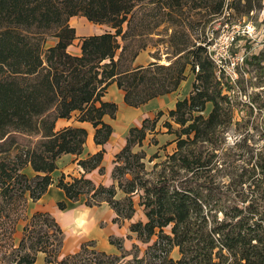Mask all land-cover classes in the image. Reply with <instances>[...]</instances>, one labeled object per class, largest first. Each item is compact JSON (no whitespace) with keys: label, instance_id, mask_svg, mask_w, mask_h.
I'll return each mask as SVG.
<instances>
[{"label":"trees","instance_id":"1","mask_svg":"<svg viewBox=\"0 0 264 264\" xmlns=\"http://www.w3.org/2000/svg\"><path fill=\"white\" fill-rule=\"evenodd\" d=\"M240 1L0 0V264H34L38 253L43 264H264V55L245 56L244 69L236 67L231 85L216 78L201 45L210 28L201 41L192 37L195 25L223 10L246 16L252 9ZM71 17L108 31L80 37L79 54L71 55L66 52L76 39L68 25ZM159 47L170 50L165 65L159 64ZM152 48V62L133 64L140 52ZM186 67L197 68L192 91L167 112L177 128L163 123L175 136L171 154L147 169L144 153L132 152L153 133L158 112L128 129L114 156L110 185H94L83 176L69 182L61 176L55 183L70 202L84 196L86 207L106 204L115 216L112 223L131 219L136 195L144 221L130 223L128 232L147 244L141 257L125 251L121 238L109 237L117 255L98 251L88 241L59 258L62 231L53 217L24 214L27 201H37L51 185L57 159L82 152L85 129H55V122L74 115L75 122L90 125L93 144L102 147L112 132L104 118L112 120L117 112L114 103L102 100L110 84L123 93L126 106L137 108L174 92ZM243 73H253L259 82L251 103L262 112V146L243 163L250 166L248 175L235 174L223 154H216L233 112L223 92L238 93ZM102 154L101 148L77 165L84 173L101 174ZM158 158L152 154L146 162ZM213 170L227 176L226 185L212 180ZM55 205L65 209L62 201ZM18 221L24 224L14 241ZM173 248L176 260L169 257Z\"/></svg>","mask_w":264,"mask_h":264},{"label":"rangeland","instance_id":"2","mask_svg":"<svg viewBox=\"0 0 264 264\" xmlns=\"http://www.w3.org/2000/svg\"><path fill=\"white\" fill-rule=\"evenodd\" d=\"M230 1V0H226ZM236 0H234L235 2ZM246 5L249 6L252 10L246 15L241 16L233 12L232 10H223L221 14L215 15L209 18V21L204 25H195L194 34L192 35L195 41L202 40V34L205 28H210L212 33L209 34L207 31V38L205 36L204 42L206 43L207 49L209 50L210 56L215 61V65L220 70L219 76L222 82H227L228 84H233V81L236 80L237 76L234 74L236 67L239 70H243L241 67L242 59L248 54H256L259 51L263 52L264 55V0H241L240 6ZM196 13V12H195ZM193 13V15H195ZM197 19L198 15H195ZM69 25V23H68ZM99 30L101 32L108 31V28L104 25H98ZM87 30L83 28L80 24L76 27L77 33H85ZM83 37V36H80ZM80 37H76V39L66 48V52L71 54L74 52L75 47L79 43L78 39ZM154 49H146L144 52L148 56ZM170 52L169 49L164 50L162 47H159L158 56L160 58L159 64L165 65V53ZM153 60V59H150ZM216 71V70H215ZM244 72V71H243ZM194 73L190 71L189 67H186L184 76L186 78L194 79ZM235 76H234V75ZM218 76V77H219ZM259 82L256 80V77L253 73L242 74V83L239 88L240 91L235 95L232 93L223 92V95L228 96V100L230 105L233 108L231 123L227 126L221 135L219 136L217 144L220 142V150L216 152V154H223V157L230 162L231 167H235L234 173L239 174L242 173L244 175H248L249 165H244L249 154L255 153L262 146V135L260 134V127L262 123V112L257 111L256 107L251 103V97H254L255 94L260 92V88H258ZM192 91V87L188 86V84L184 85L180 91L181 96L187 97L190 95ZM185 97V98H187ZM174 104L165 105L160 110L153 111L149 120H152L158 112L161 113V116L157 120L155 124V128L152 134H146L145 139L142 142L141 148L134 147L132 152H137L141 150L144 155V163L147 169H149L153 163L159 162L163 159V157L167 154H171L174 151V143L173 140L175 136L173 133H168L167 129L163 126L164 122H169L172 130L176 129L173 123H171L167 119V112L169 108ZM209 105H206L205 110L201 113L203 116H206L209 111ZM116 115V114H115ZM74 115L71 116L69 120L64 121L68 124V122L74 121ZM107 119V118H105ZM115 119V116L112 120ZM109 120V119H108ZM63 123V121H62ZM61 123V124H62ZM141 123V121H140ZM139 123V125H140ZM57 124L56 128L60 129L62 125ZM110 124H113V122ZM136 127V126H134ZM139 127V126H137ZM127 136V135H126ZM126 138V137H125ZM155 142V143H154ZM209 149L202 151L207 152ZM116 154V153H115ZM108 160V163L112 164V168L114 166V156ZM152 154H156L159 158L153 160L151 163L146 162L147 158H149ZM242 169H241V168ZM27 174L31 175L29 171ZM103 174L102 173L99 175ZM210 175L212 176V180L215 182H219L220 184H227L228 179L227 176H223L219 171H211ZM243 175V176H244ZM70 178H78V177H68V179L64 178V181L69 182ZM95 180V185H103L101 183L102 180L98 179L96 176H93ZM105 182V181H104ZM104 186V185H103ZM116 198L120 197V194L117 193ZM133 205H134V213L130 220L123 221L115 224L117 229V233L120 235L122 240V247L125 251L129 253H133L137 258L141 257L142 252L147 244H142L135 239L134 234H130L128 232V225L137 221H144V217L142 214V210L137 205V196H132ZM78 204L84 205L85 197L80 196L77 199ZM30 212L28 211V214ZM115 217V216H114ZM113 217V218H114ZM18 223V222H17ZM77 225V224H76ZM64 231H68V226L61 225ZM16 227V226H15ZM168 229L164 231L167 232ZM70 231V230H69ZM20 234V235H19ZM21 236V228L18 226V233H16L13 237L14 241H18ZM128 236V237H126ZM114 238V237H113ZM118 238V237H116ZM154 240V237L150 239V242ZM88 242V241H85ZM92 242V241H91ZM149 242V243H150ZM84 243V242H83ZM92 245L95 247V242H92ZM132 246H135V250H131ZM73 247L70 244H65L62 247V252L59 254V258L67 255L68 251H71ZM118 254V253H117ZM169 257L172 260H176L178 258V253L176 248H173L169 253ZM131 259V255L127 256L126 260ZM36 260V259H35ZM35 264V263H34ZM36 264H43L42 262H38ZM120 264V263H119Z\"/></svg>","mask_w":264,"mask_h":264},{"label":"crops","instance_id":"3","mask_svg":"<svg viewBox=\"0 0 264 264\" xmlns=\"http://www.w3.org/2000/svg\"><path fill=\"white\" fill-rule=\"evenodd\" d=\"M68 23L69 27L73 28L75 37L98 35L103 33L99 30L100 26L89 23L82 17H71L69 18ZM79 24L87 30L85 33L76 32V27ZM78 54L79 43L75 47L72 55ZM150 59L151 58L147 56L144 51H142L137 55L133 64L136 66H145L149 62L153 61ZM193 81V77L186 78L179 84L178 88L174 92L153 98L137 108L126 106L123 103V93L116 88L114 83L110 84L106 88L102 100L114 103L117 107V112L114 120H108V118L105 119L106 117L104 118V121L111 126L112 132L107 142L102 147L95 146L93 144V130L89 124L77 123L75 121L68 122L67 124L66 122L64 123V121H66L64 119L57 120L55 122V129H57L56 125H60L62 121L63 123L61 124L62 126L60 128L66 126H76L85 129L86 138L82 146V152L78 156L62 155L57 159L56 169L50 175L52 180L51 185H49L45 193L37 201H27L24 212L25 216L28 217L33 212H46L51 215L62 231L61 249L65 244H70L73 247V249L68 251L66 254H72L76 252L81 243L85 241H92L95 242V249L98 251L109 255H117L116 249L108 243L109 237L120 238V235L117 233L116 226H114L115 224L112 223L114 214L108 208V206L102 203L97 207L89 208L78 204L77 201L70 202L65 199L63 192L55 187V183L61 176L65 179H68L69 176H83L84 178L89 179L95 185L97 182H95L93 176H96L98 179L102 180L101 183H103L104 186L110 185L112 183L110 179V172L112 170L113 163H108V160L123 147L128 129L130 127L139 126L140 121L151 117L153 111L160 110L165 105L171 103L174 104L176 101L187 97V95L181 96L180 91L186 84L191 86ZM173 106L174 105H172L169 110L172 109ZM110 122H113V124H110ZM101 148L103 150L101 160L103 174L99 175L97 170L84 173L83 170L77 165V161L85 159L87 156L95 153ZM61 201L65 203V209L63 211H59L55 205L57 202ZM28 211L30 212L29 214ZM23 224V221H18L13 237L16 233H18V226L21 228ZM62 224H64V226H68V228L70 227V231H64L61 226ZM61 249L60 252H62ZM42 260L43 255L38 253L36 255L35 264L42 262Z\"/></svg>","mask_w":264,"mask_h":264},{"label":"built area","instance_id":"4","mask_svg":"<svg viewBox=\"0 0 264 264\" xmlns=\"http://www.w3.org/2000/svg\"><path fill=\"white\" fill-rule=\"evenodd\" d=\"M207 32L209 33V34H211L212 33V30L210 29V30H207ZM207 32H206V34H205V36H206V38L208 37L207 35ZM203 47H204V49H205V52H206V55H207V57L209 58V60L213 63V65L215 66V69H216V71L214 72V74H215V76H216V78L218 79V74H219V72H220V70L217 68V66L215 65V61L213 60V58L210 56V54H209V50L207 49V46H206V43L204 42L203 44H201ZM195 69V71H197V68L195 67L194 68ZM234 74H235V72H234ZM233 74V75H234ZM236 75V74H235ZM234 75V76H235Z\"/></svg>","mask_w":264,"mask_h":264}]
</instances>
